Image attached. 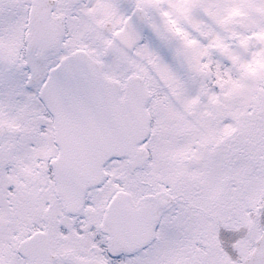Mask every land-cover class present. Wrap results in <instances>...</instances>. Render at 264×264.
<instances>
[{
	"label": "snow or ice",
	"instance_id": "6c2138e0",
	"mask_svg": "<svg viewBox=\"0 0 264 264\" xmlns=\"http://www.w3.org/2000/svg\"><path fill=\"white\" fill-rule=\"evenodd\" d=\"M0 264H264V0H0Z\"/></svg>",
	"mask_w": 264,
	"mask_h": 264
}]
</instances>
